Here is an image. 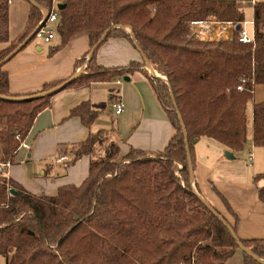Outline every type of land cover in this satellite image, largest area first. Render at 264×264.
Segmentation results:
<instances>
[{"label":"trees","instance_id":"trees-1","mask_svg":"<svg viewBox=\"0 0 264 264\" xmlns=\"http://www.w3.org/2000/svg\"><path fill=\"white\" fill-rule=\"evenodd\" d=\"M27 1L24 29L10 39L9 0H0V43H8L0 51V61L37 27L40 9L50 12L55 8L57 42L49 46V55L78 36L89 40L88 51L76 61V66L85 64V71L63 89L88 87L139 72L151 85L173 133L167 145L155 152L156 157L133 147L121 153L118 142L103 129L89 133L73 148V160L88 158L86 178L78 186H60L53 196L35 195L0 175V254L5 264H227L235 251H239L242 264H263L240 251L224 224L199 198L196 183L194 193L187 154L194 172V144L201 136L233 152L241 150L250 103L252 145L264 147V101L252 103L254 86L264 84V0L252 6L254 36L248 43L238 40L244 11L234 0ZM58 3L63 4L61 9H57ZM211 15L220 22L239 24L232 39H198L190 33L189 22L204 21ZM112 25L129 26L131 33L112 27L98 47L109 38H125L167 82L148 75L144 63L99 64L98 47L88 58ZM3 65L0 95L24 96L9 91ZM64 80L45 83L40 91ZM53 95L26 100L0 97V163L14 162L35 117L50 106ZM99 114L88 101H82L69 115L89 127ZM261 180L264 173L253 178L255 183ZM257 193L264 203V183ZM215 210L236 231L235 225ZM238 239L264 259V236Z\"/></svg>","mask_w":264,"mask_h":264},{"label":"crops","instance_id":"crops-1","mask_svg":"<svg viewBox=\"0 0 264 264\" xmlns=\"http://www.w3.org/2000/svg\"><path fill=\"white\" fill-rule=\"evenodd\" d=\"M234 1L244 11V16L246 10H250L248 14L251 17L249 19L244 17L242 26L247 34L253 37L252 6L259 0ZM27 15L28 12L26 18ZM188 26L194 37L206 40L217 38L230 40L235 30L234 24L217 21L213 15L208 16L201 25L198 23L192 25L190 22ZM23 29L14 38H17ZM126 31L129 32L128 29ZM29 42L3 65L8 73L9 91L13 94L26 95L38 92L43 84L66 79L74 71L85 66V64L76 66V61L89 49V40L85 35L71 39L52 55H49L50 47L43 49L34 44L30 48ZM7 47L8 43H0V51ZM96 61L106 67L124 66L131 61L144 63L136 46L120 37H112L102 43L96 51ZM155 73L160 76L156 70ZM127 76L128 81L119 77L112 81L93 82L88 87L63 89L55 93L51 97L50 106L35 117L26 139L22 142L26 146L21 143L13 163L0 166V175L11 178L35 195L53 196L62 185L78 186L88 174V158L82 156L73 160V148L77 142L86 139L89 133L99 129H103L118 142L121 153H125L130 147L145 150L149 154L162 150L173 133L172 125L148 80L139 72ZM82 101H88L91 107L100 113L89 127L83 125L79 117L69 115L70 110ZM110 101L120 102L122 112L116 114ZM262 101L264 84H256L252 103ZM248 108L251 123V103ZM225 148L234 154L232 150ZM62 155L66 159L59 161L58 157ZM219 165L221 169L226 168L223 172L224 178H232V173L227 170L225 163ZM193 174L192 184L195 188V183L198 186L196 169ZM212 181H216V178ZM258 182L260 183L257 187L263 184L264 180ZM203 186L201 188L199 184L201 191L205 193L208 188ZM216 186L221 185L216 181ZM237 227L243 232L238 234L241 238L264 236L263 228L262 231L259 229L260 231L255 233L245 221L243 224L239 222Z\"/></svg>","mask_w":264,"mask_h":264},{"label":"rangeland","instance_id":"rangeland-1","mask_svg":"<svg viewBox=\"0 0 264 264\" xmlns=\"http://www.w3.org/2000/svg\"><path fill=\"white\" fill-rule=\"evenodd\" d=\"M28 7L29 2L27 0H9L10 39H15L14 37L24 28ZM248 12H250L249 9L246 10L244 16L246 19L251 17ZM43 27L45 30H52L54 37L49 42H45L41 36L36 34L29 42L30 48L35 44L47 49L56 44L55 24L47 23ZM145 70L149 75L151 74L148 69L145 68ZM81 71H85V66ZM194 146L195 177L198 181V188H202V185L204 188H208L205 193L200 189L201 196L223 214L231 224L235 225V233L238 237H240L238 234H243L242 230L237 227L239 222L243 224L245 221L255 233L262 231V228L264 229V204L258 198L257 193V185L260 182L255 183L253 177L258 173H264V147L252 145L250 108L247 110L246 141L241 150L234 152L233 159H226L227 150L225 146L214 139L203 136ZM148 155L156 157L155 153ZM222 162L227 166V170L232 173V178H224L223 172L226 168L221 169L219 165ZM181 166L178 164V168ZM215 178L221 186H216V181H212ZM220 180L223 182H219ZM249 210L251 211L247 212ZM5 261V257L0 254V264H5ZM227 264H242L239 251H235L228 258Z\"/></svg>","mask_w":264,"mask_h":264},{"label":"water","instance_id":"water-1","mask_svg":"<svg viewBox=\"0 0 264 264\" xmlns=\"http://www.w3.org/2000/svg\"><path fill=\"white\" fill-rule=\"evenodd\" d=\"M57 9H61L63 7V4H60L58 3L57 4ZM41 11V14H42V18L39 22V24L37 25V27L22 41L20 42L8 55H6L1 61H0V65L2 63H5L6 61H8L15 53H17L30 39L31 37L38 31V29L44 24L45 20L47 19L48 17V12L43 10V9H40ZM112 27H121V28H124L125 30L128 29L129 32L131 33V27L127 26V27H124V26H120V25H112L110 26L109 28H107L101 35V37L99 38L98 42L91 48V50L89 51L88 53V58L92 55L93 51L98 47V45L103 41V39L106 37L107 35V32L112 28ZM239 28V24L235 25V29H238ZM138 51L140 52V55H141V58L146 66V68L149 70V72L151 73L150 75L152 77H155V78H159L161 80H163L164 82H167V80L162 77L161 75H157L155 74V70L153 69V67L149 64L148 60L145 58V56L141 53L140 49L137 47ZM82 68H79L77 71H75L74 74H72L71 76H69L68 78H66L64 81H62L60 84H57L56 86L50 88V89H47V90H43V91H38L36 93H33V94H29V95H24V96H3V95H0L1 98H4V99H7V100H26V99H35V98H41V97H45V96H49V95H53L57 92H59L60 90H62L68 83H70L71 81H73L80 73H82ZM123 80L125 81H128L129 80V77L128 76H123L122 77ZM177 113V116H178V120H179V123H180V126H181V129H182V132L184 133L185 132V128H184V124H183V121H182V118L180 116V113L178 112V110L176 111ZM185 144L187 143V140L185 139L184 140ZM226 157L229 158V159H232L234 158L233 154L229 151H227L225 153ZM188 156V163H189V174H190V182H191V185H192V188H193V191L194 193L197 194L195 188H194V185L192 184L193 180H194V177H193V167H192V164H191V159H190V155L189 153L187 154ZM10 193L12 194H15V191L13 189H10ZM199 198L201 199V201L203 202V204L207 207V209L212 213L214 214L215 216H217L219 218V220L224 224V226L227 228V230L230 232L232 238L236 241L240 251L248 254L249 256H251L253 259H255L256 261L258 262H261L264 264V259L256 256L255 254H253L250 250H248L247 248H245L240 240L238 239V236L237 234L235 233V231L232 229L231 225L228 224L224 218L219 215L218 212H216V210L201 196V195H198Z\"/></svg>","mask_w":264,"mask_h":264},{"label":"built area","instance_id":"built-area-1","mask_svg":"<svg viewBox=\"0 0 264 264\" xmlns=\"http://www.w3.org/2000/svg\"><path fill=\"white\" fill-rule=\"evenodd\" d=\"M56 21H57V11L54 8L50 12H48L47 19L45 20L44 24L38 29L37 35L41 36L45 42H49L54 37V33L52 30H45L43 26L47 23L55 24ZM191 23H192V25H193V23H195V24L198 23L201 25L203 23V21H191ZM189 24H190V22H189ZM238 40L242 43H248V42L253 41V37L249 36L247 34L246 30L244 29V27L242 26V29L239 32ZM111 106L114 109V112L116 114L121 113L123 110L122 104L118 101L112 102ZM23 145L26 146V144H23ZM65 159H66V157L64 155L58 157L59 161H62ZM7 164L8 163H0V166L2 167V166L7 165Z\"/></svg>","mask_w":264,"mask_h":264},{"label":"bare ground","instance_id":"bare-ground-1","mask_svg":"<svg viewBox=\"0 0 264 264\" xmlns=\"http://www.w3.org/2000/svg\"><path fill=\"white\" fill-rule=\"evenodd\" d=\"M156 74V73H155Z\"/></svg>","mask_w":264,"mask_h":264}]
</instances>
